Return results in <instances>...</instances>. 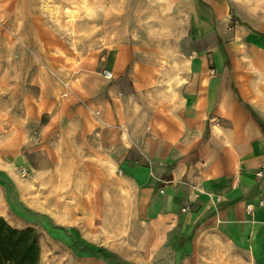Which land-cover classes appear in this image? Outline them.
Segmentation results:
<instances>
[{"label": "rangeland", "instance_id": "obj_1", "mask_svg": "<svg viewBox=\"0 0 264 264\" xmlns=\"http://www.w3.org/2000/svg\"><path fill=\"white\" fill-rule=\"evenodd\" d=\"M253 32L264 0H0V215L39 264H165L103 119L127 139L171 124L187 71L213 74L224 40L247 64Z\"/></svg>", "mask_w": 264, "mask_h": 264}, {"label": "crops", "instance_id": "obj_2", "mask_svg": "<svg viewBox=\"0 0 264 264\" xmlns=\"http://www.w3.org/2000/svg\"><path fill=\"white\" fill-rule=\"evenodd\" d=\"M253 33L247 64L228 63L224 40L213 74L187 71L171 124L127 139L120 118L103 119L165 264H264V32Z\"/></svg>", "mask_w": 264, "mask_h": 264}, {"label": "trees", "instance_id": "obj_3", "mask_svg": "<svg viewBox=\"0 0 264 264\" xmlns=\"http://www.w3.org/2000/svg\"><path fill=\"white\" fill-rule=\"evenodd\" d=\"M111 262L125 264L107 253ZM40 247L32 228L18 229L0 215V264H39Z\"/></svg>", "mask_w": 264, "mask_h": 264}, {"label": "built area", "instance_id": "obj_4", "mask_svg": "<svg viewBox=\"0 0 264 264\" xmlns=\"http://www.w3.org/2000/svg\"><path fill=\"white\" fill-rule=\"evenodd\" d=\"M103 76L105 77V78H107V79H111L112 78V76H113V74H112V72L110 71V70H103ZM258 176H261L262 175V171L261 170H259V171H257V173H256ZM261 203H264V201H262ZM185 209H187V208H185Z\"/></svg>", "mask_w": 264, "mask_h": 264}]
</instances>
